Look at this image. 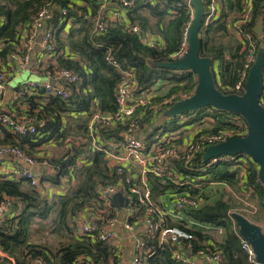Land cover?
Instances as JSON below:
<instances>
[{
  "label": "trees",
  "instance_id": "16d2710c",
  "mask_svg": "<svg viewBox=\"0 0 264 264\" xmlns=\"http://www.w3.org/2000/svg\"><path fill=\"white\" fill-rule=\"evenodd\" d=\"M187 1L135 0V4L127 11L128 22L138 24L143 34L152 35L157 43L152 45L143 41L142 34L127 30L122 23H112L104 31L95 32V19L102 6L100 0H0L1 71L11 72L13 67L18 69L16 63L10 64V54L18 52L22 46L23 28L33 21L42 6L51 3L55 5L54 15L48 25L54 34L56 61H50L46 67L51 70L55 66L67 67L81 77L78 84L70 87L71 94L67 100L45 96L41 87L37 95L25 92L15 98L12 103L14 112L19 113L17 103L22 100L29 106L27 112L33 124L42 118L46 120L44 126L37 124L40 133L17 137L0 120V144L18 145L30 155L36 156L35 149L42 143L59 140L60 144L69 140L71 151L68 153L72 154V158H48L49 164L57 171L45 173L41 181L62 188L65 179L69 183L73 179L77 182L67 193L60 191L55 197L49 198L42 195L28 179L0 173V203L11 201L6 214L1 216L0 247L15 258L16 264H34L36 258H41L42 264H122V252L116 246L75 233L74 219L91 204L100 203L101 187L116 178L115 174L110 173L104 154L93 151L89 141L81 138L87 137L88 123L94 111H115L118 108L115 87L119 73L107 61L108 54L117 59L123 68L134 70L136 92L151 87L159 80L169 81L168 88L163 89L151 104L137 109L136 115L141 116L142 124L149 126L153 116L151 105L173 94L176 101L194 92L198 84V75L194 71L177 70L159 64L173 61L170 55L181 46L184 28L190 19ZM261 1H256L248 25L250 32L258 39V50L264 49V39L257 37L252 28L259 17L258 4ZM219 3V17L210 25L203 24L201 29V56L211 58L217 88L224 93H234L232 89L238 80L243 55L232 24L239 18L243 4L242 0H219ZM117 4L113 0L108 6L109 10L116 9ZM65 8L67 11L64 12ZM231 35L235 37L233 44L228 40ZM41 71L45 76L46 70ZM24 89L27 90V85L18 84L15 94ZM3 114L7 112L0 109V117ZM188 116L183 121L180 118V124H177L176 116L166 117L163 127L182 129L193 124L202 125V130L195 138L227 129L234 132L248 129L241 115L213 106L189 112ZM205 120L209 121L207 125L204 124ZM159 128L160 125L153 126L154 130ZM120 129H124L121 124L114 129H105L104 133L119 137ZM204 152L188 164L183 160L175 162L179 176L184 178L190 174L191 183L178 186L172 179L149 176L157 200L162 195L168 198L173 192H191L205 198V203L200 207L180 210L183 219L175 220L168 216L164 224L177 225L193 233L195 250L209 248L221 252V264H257L249 260L248 253L242 247L239 227L232 214L242 213L260 225L264 220V185L259 179L258 164L248 155H236L243 160L238 163L219 160L203 170L210 161L203 160ZM78 159L83 162L78 164ZM243 164H246V169H242ZM190 166L197 169H191ZM243 192L257 201L262 216L241 207V197L237 198L235 193ZM139 213L142 214L141 211ZM45 221L49 222L50 235L54 236L56 242L54 245L46 240V234L40 238L34 237V223ZM192 221L194 223L190 224ZM200 224L221 227L224 232L207 231ZM144 242L145 248L153 250V254L147 257L148 264H183L174 257L175 245L160 244L157 237H145ZM7 261L3 259L0 264H6Z\"/></svg>",
  "mask_w": 264,
  "mask_h": 264
},
{
  "label": "built area",
  "instance_id": "2783aa9c",
  "mask_svg": "<svg viewBox=\"0 0 264 264\" xmlns=\"http://www.w3.org/2000/svg\"><path fill=\"white\" fill-rule=\"evenodd\" d=\"M100 1L102 6L95 19V32L104 31L108 18L112 16L119 20L118 23L124 24L127 30L142 34L145 43L157 44L152 35L143 34L138 24L128 22L127 11L135 4V0H115L118 4L117 8L113 10H109L110 7H108L113 0ZM256 1L242 0L241 14L232 24V29L236 34L239 45H241L240 53L243 55L238 80L232 89L234 93L238 94L244 92L249 70L254 64L258 52V39L253 36L248 28L255 11ZM258 5L259 17L252 29L254 31L258 21L261 20L263 35L260 38L264 39V0ZM54 7L55 5L51 3L42 6L36 12L33 21L23 28L20 43L22 46L18 52H12L9 58V60H14L19 68H26L30 65L31 56L37 43L40 44L43 52L50 57L51 62L56 61L52 60L56 58V43L54 34L48 25L49 20L54 15ZM187 7L190 12V19L184 28L179 50L170 55L172 60L184 58L189 48L188 28L194 14V7L190 0L187 1ZM65 11H67V8L64 9ZM220 13L221 5L219 0H205L203 24L210 25L219 17ZM106 59L119 73V80L115 87L118 108L115 111H103L101 109L94 111L88 123L87 137L82 138V140L89 141V147L93 151H100L104 154L107 167L111 174L116 175V178L101 187L99 194L100 203L91 204L74 219L75 233L79 236H90L91 239L97 238L109 242L121 252L125 240L134 239L135 253L131 258V264H148L147 257L153 254V250L145 248V237H157L160 244L171 243L173 246L175 245L173 249L174 257L183 264H203L204 262L206 264H221V252L209 248L195 250L192 243V240L195 239L193 233L177 225L168 226L164 224L168 216L175 220L183 219L180 210L183 211L186 207H200L205 203V198L200 194L191 192H173L168 198L162 195L157 200L154 198L152 187L149 183V176L156 175L163 180L172 179L178 186L191 183L190 174H187L188 176L184 178L179 176L178 170L175 169L176 160H183L188 164L194 157L205 151L209 145L234 136L233 133L238 136L244 135L247 130L234 132L227 129L195 138L200 133L198 132L187 139L180 135V127L177 129H165L163 127L166 118L164 112L177 101H174L175 94L165 98L162 102L151 105L150 110L153 116L150 123L152 125L150 123L149 126L142 124L141 116L136 115L137 109L151 104L153 99L163 92V86L166 85H163V83L169 84V81L159 80L151 87L136 92L137 79L134 70L123 68L120 62L111 54H108ZM36 70L39 72L38 69ZM44 70H46L45 76L47 77L45 81H30L25 84L27 85V90L19 91L15 98L25 92H28L29 95H37L39 87H41L44 89L45 96L52 95L67 100L71 94L70 87L81 81L79 74L67 67L55 66L52 70L47 68H44ZM9 75V71L0 70V97L5 93ZM260 103L264 106V88ZM160 116L163 119L158 121L160 128L154 130L153 126L158 123L157 120ZM176 117L177 124H180V118L182 121L189 118L188 113L179 114ZM0 120L4 127L17 137L38 134L40 130L37 124L44 126L46 123L43 118L36 124H33V121L31 123H23L8 113L3 114ZM120 124L124 126V129L119 130V137L108 136L104 133L105 129H114ZM0 156L16 157L20 161V165L16 167L13 175L24 177L33 186L41 189L43 172L34 171L31 168L43 169L50 166L48 156L27 154L20 146L13 144H0ZM219 160L238 163L243 159L236 155H221L210 159L207 166L203 167V170H207L209 165ZM24 164L31 168L25 167ZM237 166L240 165L237 164ZM241 167L246 169V164L241 165ZM189 168L197 169L192 166ZM56 171L54 169V172ZM242 175H244V172ZM119 191L127 197L128 202L125 206L115 207L113 205V196ZM10 205L11 201L8 200L0 203V214H2L0 215V223L2 221L1 216L6 214ZM140 211L142 212L141 215ZM140 223H144L146 226L143 237H139L138 226ZM191 223L194 222L192 221ZM201 226L207 231L219 234L224 232L221 227ZM120 227L126 232L124 236L120 234ZM242 247L248 253L249 260L257 263L256 254L251 244L243 238ZM3 259H8L6 264H16L15 258L9 256L0 247V261ZM34 264H42V259L36 258Z\"/></svg>",
  "mask_w": 264,
  "mask_h": 264
},
{
  "label": "water",
  "instance_id": "95a60500",
  "mask_svg": "<svg viewBox=\"0 0 264 264\" xmlns=\"http://www.w3.org/2000/svg\"><path fill=\"white\" fill-rule=\"evenodd\" d=\"M190 2L194 7V14L188 28L187 54L182 59L159 64L177 70L194 71L198 75V84L191 95L177 100L164 112V115L175 117L207 106L241 115L248 124L247 132L244 135L227 137L223 141L209 145L203 154V160L208 161L221 155H248L258 164L259 179L264 185V106L260 103L264 88V49L260 48L257 52L256 60L249 70L244 92L242 94L222 92L215 84L211 58L201 56L200 32L205 16V0H190ZM254 32L258 37L263 35L261 20L255 26ZM127 202V197L121 191L113 196L115 207L125 206ZM232 215L239 227L240 236L251 244L257 263L264 264L262 226L242 213L233 212Z\"/></svg>",
  "mask_w": 264,
  "mask_h": 264
},
{
  "label": "crops",
  "instance_id": "0c3cea01",
  "mask_svg": "<svg viewBox=\"0 0 264 264\" xmlns=\"http://www.w3.org/2000/svg\"><path fill=\"white\" fill-rule=\"evenodd\" d=\"M119 22V20L115 17L110 16L108 18V22L106 23L107 26L115 23L117 24ZM52 60H56V58L52 59ZM10 64L16 63L14 60L10 59ZM50 57L48 55H46L43 50L40 47V44L37 43L32 56H31V61H30V65L26 68H19L15 69L14 67L12 68L8 81H7V85H6V90L3 96L0 97V109H3L4 111H6L7 113L11 114V116H14V118H16L17 120H19L20 122L23 123H31L32 119L29 116L27 109H29V106L25 103L22 102V100L18 101L17 105H18V110L19 113L14 112L13 108H12V103L15 100V88L18 86V84L22 83V84H28L30 81H39V82H43V78L45 77L43 76V71H41V69L47 68V64L50 62ZM36 69H39L37 72ZM28 71L29 74H33L36 78V80H27L24 82H19L17 85L13 86L12 81L13 79L16 80L19 75L21 74V72H25ZM45 81V80H44ZM166 84L165 86H163V88L166 89L168 88L167 83H163V85ZM191 137V134L190 136ZM82 139V138H81ZM48 141L46 143H42L40 145L37 146V148L35 149L36 155H40V156H48L49 158L52 157H57V158H61V153L59 154L57 151L54 153L53 151H51L49 148V146H45L47 143L49 144ZM70 143V141H68ZM28 146V145H27ZM68 159L70 160L71 157L69 156ZM20 165V161L14 157V156H0V173L1 174H6L8 175V177H11V174L13 175L14 170L16 169V167ZM36 171L39 172H43V175L45 173H51L54 172V167L52 165L45 167L43 169H34ZM63 183H65V181H63ZM58 186H55L54 184H52L51 182H47L45 181L41 187V189H38L42 195H44L45 197H49V198H53L56 195H58V193H60V191H64L58 188H55ZM120 234L122 236H124L126 234L125 230L120 227ZM145 231H146V226L144 223H140L138 226V232H139V237H143L145 235ZM135 249V240L134 239H127L125 240V242L123 243V250H122V264H131V258L133 256V254L135 253L134 251ZM203 264H206L205 262Z\"/></svg>",
  "mask_w": 264,
  "mask_h": 264
},
{
  "label": "rangeland",
  "instance_id": "374dc122",
  "mask_svg": "<svg viewBox=\"0 0 264 264\" xmlns=\"http://www.w3.org/2000/svg\"><path fill=\"white\" fill-rule=\"evenodd\" d=\"M228 37V36H227ZM226 37V39H227ZM229 42L231 44H233L235 42V37L233 35H231L229 37ZM43 81L47 79V77H42ZM27 80H36L35 76L33 74H29L28 71H25V72H21V74L19 75V77L12 81V84L13 86L17 85L19 82H24V81H27ZM166 88V87H165ZM164 89V88H163ZM163 120L162 119V116H160L157 120L158 121H161ZM209 123L208 120H205L204 121V124L207 125ZM159 124L156 123L154 124V126H157ZM203 126L202 125H190L188 126L187 128H182L180 129V135H183L184 138H189L190 134H196L198 132H200L202 130ZM191 134V135H192ZM82 140V139H81ZM69 140H67L65 143H60L59 144V140L55 141V140H51V142H49V144L47 143L45 146H49L50 150L53 151L54 153L57 151L61 157H65V156H70L72 158V154H69L68 152L71 151L70 150V146H71V142L69 143L68 142ZM83 161L81 159H78L77 163L78 164H81ZM66 183H63V188L62 187H55V188H58V189H61L63 190L64 189V192L67 193L68 191H70V189L76 185V179H73L71 180V182H67V180L65 179L64 180ZM67 184V185H66ZM66 185V186H65ZM236 194V197L239 198L241 197V199L239 198V201H240V205L243 209L247 210V209H250V211L253 212V214H257V215H260L262 216V212L260 213V208L257 204V201H255L254 199H252L248 193H235ZM241 194H244L243 196H241ZM263 229H264V220L260 222ZM49 225V222L45 221V223H41L39 222L38 224L34 223L33 227H34V231H35V234H34V237H41L43 234H46V240L50 241L49 243H51V245H54L56 242L54 241V236L53 235H50V226L48 227ZM218 237V236H217Z\"/></svg>",
  "mask_w": 264,
  "mask_h": 264
}]
</instances>
